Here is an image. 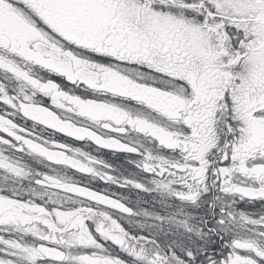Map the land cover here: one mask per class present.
<instances>
[{"label": "snow or ice", "instance_id": "1", "mask_svg": "<svg viewBox=\"0 0 264 264\" xmlns=\"http://www.w3.org/2000/svg\"><path fill=\"white\" fill-rule=\"evenodd\" d=\"M0 264H264V0H0Z\"/></svg>", "mask_w": 264, "mask_h": 264}]
</instances>
